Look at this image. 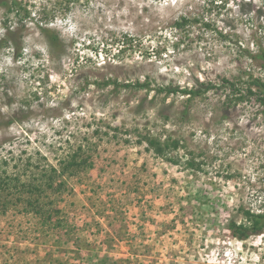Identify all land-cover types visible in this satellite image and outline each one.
I'll return each instance as SVG.
<instances>
[{
	"label": "rangeland",
	"instance_id": "374dc122",
	"mask_svg": "<svg viewBox=\"0 0 264 264\" xmlns=\"http://www.w3.org/2000/svg\"><path fill=\"white\" fill-rule=\"evenodd\" d=\"M263 50L264 0H0V172L25 168L21 148L49 155L36 172L58 166L69 137L94 162L46 223L2 199L0 264H264V230L229 228L264 211V109L235 100L264 82ZM208 82L221 87L157 91ZM144 135L180 139L171 154L200 167Z\"/></svg>",
	"mask_w": 264,
	"mask_h": 264
},
{
	"label": "trees",
	"instance_id": "16d2710c",
	"mask_svg": "<svg viewBox=\"0 0 264 264\" xmlns=\"http://www.w3.org/2000/svg\"><path fill=\"white\" fill-rule=\"evenodd\" d=\"M188 18L182 16L180 21L177 22V26H181L187 22ZM53 40L57 39V36L52 37ZM259 57L264 60V50ZM118 85V81L106 80L103 85ZM252 84L247 88L246 93L240 94L235 100H244L248 95H255L256 99L263 106L264 109V82L260 79H254ZM222 86H229L234 91H237L236 84L226 78L222 81ZM138 87H143L151 90V86L148 83H139ZM221 86L208 83H200L196 88H183L179 85H162L157 88L159 92H165L168 95H184L189 98L196 97L208 93L211 90L217 89ZM255 87L257 89L255 90ZM12 121H21L18 118H13ZM31 142V139L25 138ZM145 140L148 144V149L161 157L169 159L175 164H179L183 161V156L180 154H171L173 151H177L180 147L181 140L173 137H166L162 140L158 136L144 135L140 140L141 143ZM67 148L62 152L55 154L57 158L58 166L54 164H47V167L43 165V169L36 172L34 169L38 168L33 163V157L39 156L45 160L49 158L48 154L42 152V150L30 153L26 148L18 150L17 161L23 160L21 157L26 156L25 168L21 170L19 162H16L14 167L17 169L15 172H9L6 168L0 172V202L15 199V202H24L25 211L27 213L34 212L44 215L42 221L46 223L47 220L52 219L53 213H58L59 208L52 207L57 202L60 195L64 190L68 188L66 176L70 177L77 175L78 173L88 170L94 167L93 154L90 153L92 142L90 139L79 140L71 142L70 137L65 140ZM11 153V152H10ZM17 157V156H16ZM48 160V159H47ZM5 160L4 163H7ZM183 163L187 167H200L195 163L193 156L186 155V159ZM46 167V168H44ZM26 177V179H23ZM65 177V178H64ZM12 196L10 199L5 197ZM3 199V200H2ZM48 206V208H46ZM51 207V209H49ZM246 219V223H238L234 219H230L229 228L232 234L238 239L245 240L251 235L259 234L264 230V211L254 212L251 210H242Z\"/></svg>",
	"mask_w": 264,
	"mask_h": 264
}]
</instances>
